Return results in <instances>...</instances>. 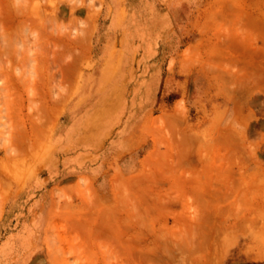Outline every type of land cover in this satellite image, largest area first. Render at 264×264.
I'll list each match as a JSON object with an SVG mask.
<instances>
[{
	"label": "rangeland",
	"instance_id": "1",
	"mask_svg": "<svg viewBox=\"0 0 264 264\" xmlns=\"http://www.w3.org/2000/svg\"><path fill=\"white\" fill-rule=\"evenodd\" d=\"M0 264H264V0H0Z\"/></svg>",
	"mask_w": 264,
	"mask_h": 264
},
{
	"label": "crops",
	"instance_id": "2",
	"mask_svg": "<svg viewBox=\"0 0 264 264\" xmlns=\"http://www.w3.org/2000/svg\"><path fill=\"white\" fill-rule=\"evenodd\" d=\"M93 145H103L105 142H97L96 144L95 143H93V142H91ZM60 151H64L65 150V148H66V142L65 141H62L61 143H60Z\"/></svg>",
	"mask_w": 264,
	"mask_h": 264
}]
</instances>
